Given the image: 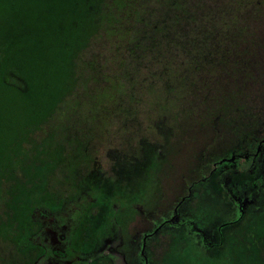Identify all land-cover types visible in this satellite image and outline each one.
I'll return each instance as SVG.
<instances>
[{
    "label": "rangeland",
    "instance_id": "374dc122",
    "mask_svg": "<svg viewBox=\"0 0 264 264\" xmlns=\"http://www.w3.org/2000/svg\"><path fill=\"white\" fill-rule=\"evenodd\" d=\"M109 1L63 95L75 0H0V264H264V0Z\"/></svg>",
    "mask_w": 264,
    "mask_h": 264
},
{
    "label": "trees",
    "instance_id": "16d2710c",
    "mask_svg": "<svg viewBox=\"0 0 264 264\" xmlns=\"http://www.w3.org/2000/svg\"><path fill=\"white\" fill-rule=\"evenodd\" d=\"M87 3L91 4V12L89 13V9L87 7ZM110 1L109 0H75L74 3V12L70 15L69 23H72L71 28L68 31V35L63 36V29L59 26V22L56 24V30L58 29L61 32V40L62 43L60 42L57 44L55 47L56 49V54L57 56H52L49 60V66L52 72H55L57 74L58 78L55 79L54 81L51 80V78L48 76L42 81H35L33 83L26 82L28 81L21 72L20 69H23L24 62H18L16 63L15 69L13 71V76L15 78H18L20 81L15 82L17 84V87L23 88L25 83L28 85L32 84V86L41 91L43 88H50L52 86V83L54 84L55 90L59 93H62L64 95L63 89L65 88V84L67 87L68 84V77L71 75L72 72H75L73 75H77L78 73V66L80 67V60H79V54L82 52V48L91 43L93 40V34L96 31L97 27L101 25L105 20H107L108 15L114 14V12H108L107 10L111 11L110 9H107L109 7ZM82 9V11H81ZM56 31H53L52 36L54 37ZM81 50V51H80ZM80 51V52H79ZM52 58L55 59V61H52ZM30 61V60H29ZM31 62V61H30ZM37 68L39 66L41 67V64L44 63L42 61L37 62L36 60L33 62ZM93 63V64H92ZM95 62H91L89 67L87 66L88 69L95 70L94 64ZM68 65V66H67ZM72 65L71 71L67 72L69 70L68 67ZM34 66V67H35ZM75 68V70H74ZM94 68V69H93ZM11 75V74H9ZM70 80V77H69ZM69 86V84H68ZM69 89L71 90V86H69ZM70 92V91H69ZM68 92V93H69ZM66 94V93H65ZM66 97V96H65ZM67 100V98H65ZM58 101L56 100V103ZM74 102V101H73ZM41 119L45 118H36L35 121H39ZM49 122V121H46ZM43 123V124H44ZM42 124V125H43ZM39 128V127H38ZM261 149H264V133L259 137V140L257 141L256 145H259ZM80 154H83V158H86L88 153H87V148L85 146V150L78 149L76 150ZM78 157V154H76ZM77 157H75L77 159ZM72 161L75 162V160L72 159ZM77 162V161H76ZM249 171H241V173L236 174L233 178L235 183L241 182L246 180V174H248ZM64 174V172H63ZM73 174V171L71 175ZM66 175V172L65 174ZM70 175V177H71ZM67 179V176H65V181ZM239 221H235L233 223H227L220 225L216 229V240L214 244H212L209 249L207 250L209 253H215V254H220V251H222V247H224V232L223 229L227 227H234L237 225ZM211 248L216 250V251H211ZM214 254V255H215Z\"/></svg>",
    "mask_w": 264,
    "mask_h": 264
}]
</instances>
